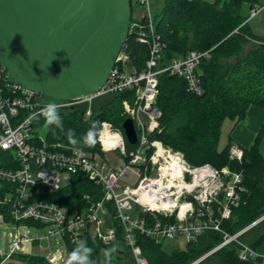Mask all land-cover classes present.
<instances>
[{"label": "built area", "instance_id": "built-area-1", "mask_svg": "<svg viewBox=\"0 0 264 264\" xmlns=\"http://www.w3.org/2000/svg\"><path fill=\"white\" fill-rule=\"evenodd\" d=\"M130 3L143 11L139 19L133 22L131 19L129 34L136 33V38L149 46L145 68L140 72L128 68L129 55L124 45L103 86L92 94L56 104L59 111L86 106L84 114L89 118L95 99L127 93L121 103V115L133 120L137 133L134 144L128 142L123 129L103 121L99 141L103 156L77 147L53 148L44 141L43 145H37L33 140L32 119L43 116L41 109L46 104L43 96L10 83L0 65V150L8 151L12 158L9 159L12 167L0 168V187L4 183L16 184L15 192H8L1 201L12 203L11 220L7 222L0 215L1 224L10 225L2 234L3 241L8 240V251L2 252V261L15 255L37 256L34 249H38L47 255L44 258L48 262L66 264L69 245H76L85 236L107 246L113 244L117 231L106 219L107 204L112 203L135 263L148 264L137 243L136 230L157 243L183 240L188 244L208 229L220 230L221 220L229 218L232 209L240 204V193L244 191L241 172L227 167L218 170L209 164L192 166L181 152L150 138L152 133L162 131L161 111L156 106L159 74L180 76L190 91L200 94L197 68L208 52L191 51L159 68L163 45L153 29L152 0H130ZM261 9H253L250 18ZM110 152H117L115 158L106 157ZM230 156L241 161L243 151L235 145ZM75 174H84L100 185L102 198L88 208L73 211L35 198L39 188L52 193L67 185ZM146 215L152 220L149 226ZM244 232L245 229L234 236L225 234L219 247L238 241ZM240 245L243 260L261 255L246 244ZM58 251L62 252L61 257Z\"/></svg>", "mask_w": 264, "mask_h": 264}, {"label": "trees", "instance_id": "trees-1", "mask_svg": "<svg viewBox=\"0 0 264 264\" xmlns=\"http://www.w3.org/2000/svg\"><path fill=\"white\" fill-rule=\"evenodd\" d=\"M262 6L261 0H162L159 13L153 15V29L163 45L159 68L187 56L191 51L208 52V56L201 59L197 68L202 86L200 94L190 91L185 79L180 76L169 72L159 74L156 106L161 111L162 131L152 133L150 138L181 152L192 166L209 164L218 170L227 167L241 172L244 191L240 193V204L232 209L230 217L221 220L220 230L208 229L195 241L185 244L184 248L168 252L164 244L136 230L137 243L148 264H192L214 250L197 264H264L262 255L247 260L240 258V242L258 253L264 245V219L246 230L238 241L219 247L225 234L234 236L264 216V155L260 149L264 128L251 146H239L243 151L241 161L230 156L231 148L235 146L231 133L227 145L219 148L226 120L233 122L234 127L246 119L251 107L264 106V38L255 35L249 25L251 11ZM134 20L132 18V22ZM135 34H129L124 45L129 55L128 67L140 72L149 57V46L140 42ZM251 40L257 41L259 47L244 57L239 56L243 45ZM233 56L235 61L227 64L226 60ZM127 96V93H120L95 99L89 118L84 114L86 106L59 111L63 130L55 125L47 126L46 144L53 148L59 145L77 147L90 153L100 152V143L92 148L82 144L71 145L66 133L72 129L79 139L94 121L101 124L109 121L123 129L127 118L121 115V103ZM43 126H46L43 116L33 117V140L40 146L43 142L38 137V129ZM9 159H12L9 152L0 150V168L12 167ZM15 189L14 183H4L0 187V215L7 222L11 220L12 203L3 204L1 201ZM102 196L100 185L84 174H75L67 185L52 193L39 188L35 198L73 211L90 207ZM107 206V224L116 228L117 237L108 246L90 236L83 238L93 249V264H136L125 244L123 225L114 216V206L112 203ZM214 208L217 209L216 205ZM215 213L219 216L217 211ZM145 217L149 226L152 220L148 215ZM76 245H69V254ZM109 250H113L110 257L105 255ZM15 256L27 264H52L41 256Z\"/></svg>", "mask_w": 264, "mask_h": 264}, {"label": "water", "instance_id": "water-1", "mask_svg": "<svg viewBox=\"0 0 264 264\" xmlns=\"http://www.w3.org/2000/svg\"><path fill=\"white\" fill-rule=\"evenodd\" d=\"M131 19L130 0H0V65L10 83L45 103L92 94L106 82ZM122 128L136 143L133 120Z\"/></svg>", "mask_w": 264, "mask_h": 264}, {"label": "rangeland", "instance_id": "rangeland-1", "mask_svg": "<svg viewBox=\"0 0 264 264\" xmlns=\"http://www.w3.org/2000/svg\"><path fill=\"white\" fill-rule=\"evenodd\" d=\"M261 4L264 5V0H261ZM161 5H162V0H152L153 15L155 13H157V12L159 13V11L161 9ZM132 10H133V13H132L133 14V18L139 19L142 16V13H143L142 9H140L137 6H135V4L132 5ZM260 11H263V9L260 10ZM258 14H260V12L257 13V15ZM261 15L264 18V12ZM260 24L261 23L259 22L258 23V26ZM262 26L264 28V23H263ZM256 47H259V43L257 41H252L251 40L250 42H248V43H246V44L243 45L242 51L239 54V56L244 57V56L248 55L251 52V50L256 49ZM235 59H236L235 56H233V57L229 58L228 60H226V63L227 64L228 63H233L235 61ZM129 69H131V68H129ZM131 70H133V69H131ZM233 125H234L233 122H231L230 120H226L225 121V123H224V125L222 127V134H221L220 141H219V148L220 149L224 148L227 145L228 136L230 135V133L232 131ZM46 133H47V126H43V127H41V128L38 129V135H39L38 137L40 138V140L44 141L45 143H46V141H45ZM260 149H261V152L264 155V141H262ZM116 153L117 152L107 153L106 154V157L115 158V154ZM95 154L101 155V156L104 155V154L101 153V151L100 152H95ZM263 219H264V216L262 218H260L259 220H257L253 224L255 225L258 222H260L261 220H263ZM9 227H10L9 224H3L2 225L1 222H0V257L1 258L3 257L2 256V252L4 251L5 253H7V251H8V248H7L8 247V240L6 239V240L3 241L2 234ZM249 228L250 227H247L245 229V231L248 230ZM163 247L165 248V250H167L168 252H170V251H172L174 249H177V248H184L185 247V243L183 242V240H181L179 242H168V241H166L164 243ZM57 253L60 256V254L62 252L61 251H58ZM34 254L37 255V256H41V257H45V255H46L44 253H41L38 249H34ZM261 255H264V254H261ZM48 257L51 258L52 256H48ZM64 262H66V260H64ZM0 264H27V263L25 261H23V260H21V259H19L18 257L15 256V257H11V258H9L7 260L2 261ZM103 264H105V263H103Z\"/></svg>", "mask_w": 264, "mask_h": 264}, {"label": "clouds", "instance_id": "clouds-1", "mask_svg": "<svg viewBox=\"0 0 264 264\" xmlns=\"http://www.w3.org/2000/svg\"><path fill=\"white\" fill-rule=\"evenodd\" d=\"M41 115L44 117L46 126L55 125L57 128L63 130V119L60 116L58 104L53 102L46 103L41 109ZM66 135L71 145L77 146L82 144L83 147L92 148L99 143L103 135V129L99 121H94L81 138L78 139L75 131L72 129H69ZM111 251L113 250L107 251L105 255L110 257ZM92 252L93 249L87 245L86 240H80L69 254L66 264H93L91 259Z\"/></svg>", "mask_w": 264, "mask_h": 264}, {"label": "crops", "instance_id": "crops-1", "mask_svg": "<svg viewBox=\"0 0 264 264\" xmlns=\"http://www.w3.org/2000/svg\"><path fill=\"white\" fill-rule=\"evenodd\" d=\"M262 9L263 11H260V14L251 19L249 25L255 35L264 38V28L262 26L264 18L261 15L264 12V5ZM259 22L261 24L258 26ZM262 128H264V106H253L249 109L246 119L233 127L231 137L236 146L249 147L254 143ZM263 139L264 135L262 141H264ZM259 253L264 254V245L259 248Z\"/></svg>", "mask_w": 264, "mask_h": 264}]
</instances>
